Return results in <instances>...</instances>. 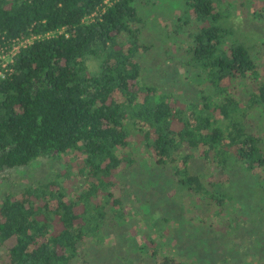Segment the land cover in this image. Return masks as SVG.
Instances as JSON below:
<instances>
[{"label": "trees", "instance_id": "16d2710c", "mask_svg": "<svg viewBox=\"0 0 264 264\" xmlns=\"http://www.w3.org/2000/svg\"><path fill=\"white\" fill-rule=\"evenodd\" d=\"M184 1L193 16L169 37L186 43L191 78L205 77L187 104L145 76L147 53L154 69L162 62L143 40L150 19L142 0H0V46L33 39L0 76V175L82 153L72 171L85 186L66 198L58 174L19 195L6 191L0 264H104L97 245L121 228L116 221L126 223L113 191L144 154L190 192L192 209L215 199L211 188L231 180L221 177L230 169L264 177V139L256 132L258 124L264 129V64L257 61L264 38L256 28L250 47L239 41L236 30L250 35L238 17L249 9L239 0ZM258 187L264 193V180ZM168 241L159 264H192L169 254ZM157 243L148 245L149 258Z\"/></svg>", "mask_w": 264, "mask_h": 264}, {"label": "rangeland", "instance_id": "374dc122", "mask_svg": "<svg viewBox=\"0 0 264 264\" xmlns=\"http://www.w3.org/2000/svg\"><path fill=\"white\" fill-rule=\"evenodd\" d=\"M149 1L142 0V13L150 19L143 40L155 44V61L162 63L154 69L156 62H151L152 55L150 53L149 57L147 53L144 60L150 70L145 76L155 84H167L166 90L176 91L180 95L185 92V97H182L184 101L180 95L178 97L187 104L192 100L189 91L193 92V99H197L196 91L203 86L205 77L198 69L202 77L194 75L196 80L191 78L195 72L191 73L193 69L188 66L184 68L183 64L191 58L184 53L186 43L178 44L179 39L170 38L169 35L177 34V23L190 19L193 11L184 0ZM239 1L249 9L248 15L238 11V17L244 21L243 26L250 35L244 34L243 30H236L235 34L240 42L250 47L249 42L255 37L256 28L264 38V0ZM244 14L247 15L245 19ZM179 36L183 39L184 35L181 33L177 38ZM258 55L257 61L263 65L264 50ZM171 79H178L177 83H172ZM185 81L190 82L188 87L184 85ZM254 122L263 124L257 116ZM258 126L256 132L264 139V129ZM79 157L76 160L74 154H70L62 160L39 158L30 166L3 172L0 175V198L6 191L22 194L26 187L53 180L58 174L61 175L59 183L67 193L66 198L74 196L75 192L85 187L76 174L77 168L72 171L73 164L84 156L79 153ZM150 163L153 162L147 154L141 155L134 171L125 169L119 176L118 187L113 192L122 199L125 211L123 208L121 211L126 223L123 217L116 221L121 226L118 231L123 232L120 239L116 238L118 231L111 232L102 240V245H97L96 248L100 249L98 257L101 254L104 264H142L143 261L159 264L164 255L163 242L167 239L165 250L171 255L184 254L192 264H264V193L258 187V183L261 185L264 180L261 174L243 173L241 170L234 173L230 169L229 174L220 175L232 179L217 188L215 186V190L211 188L210 193L214 194L215 199L208 197L206 202L200 204L199 213L197 208L192 209L189 205L193 204L190 192L183 186L179 187L163 169H152ZM151 242H158L155 244L158 252L149 258L147 253ZM12 244L13 241L8 245ZM3 254L4 251L0 249V255Z\"/></svg>", "mask_w": 264, "mask_h": 264}, {"label": "built area", "instance_id": "2783aa9c", "mask_svg": "<svg viewBox=\"0 0 264 264\" xmlns=\"http://www.w3.org/2000/svg\"><path fill=\"white\" fill-rule=\"evenodd\" d=\"M32 40L31 38L15 39L11 43L0 46V76H5V72L9 71V64L13 62L21 47L30 44Z\"/></svg>", "mask_w": 264, "mask_h": 264}]
</instances>
